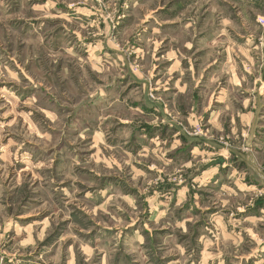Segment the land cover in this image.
Masks as SVG:
<instances>
[{
	"label": "rangeland",
	"instance_id": "rangeland-1",
	"mask_svg": "<svg viewBox=\"0 0 264 264\" xmlns=\"http://www.w3.org/2000/svg\"><path fill=\"white\" fill-rule=\"evenodd\" d=\"M0 264H264V0H0Z\"/></svg>",
	"mask_w": 264,
	"mask_h": 264
}]
</instances>
